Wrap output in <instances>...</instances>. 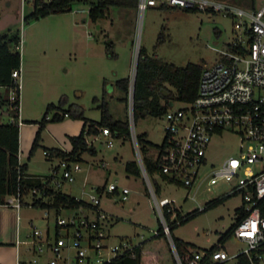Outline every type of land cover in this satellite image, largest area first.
<instances>
[{"label":"rangeland","instance_id":"rangeland-1","mask_svg":"<svg viewBox=\"0 0 264 264\" xmlns=\"http://www.w3.org/2000/svg\"><path fill=\"white\" fill-rule=\"evenodd\" d=\"M33 1L25 0L22 5V0H0V27L9 24L13 30H21L20 115L25 137L31 135V129L39 126L37 122L25 120H40L47 105L59 103L61 98L64 100L62 108L78 104L87 117L96 120L101 118L102 105L107 103L115 118H128L130 122V89L135 76L136 54L141 46L149 54L178 65L196 62L210 66L220 59V53L214 48H226L237 32L234 27L236 18L222 11L150 6L140 15L137 6L110 4L106 14L94 21L88 13L89 4L80 1H74L71 10L24 22V15L33 10ZM222 1L242 7H249L251 2ZM261 3L262 0H255V5ZM216 29L221 30L220 35ZM162 33L165 40L159 42ZM126 77L130 80L128 103L122 100L126 93L117 84L119 79ZM0 92V112H4L0 114L3 115L0 120L8 121L15 110L10 103L2 105L1 98H10L14 88H1ZM181 104L176 99L175 107ZM55 110L49 112V117ZM82 124L83 120L76 116L47 122L40 146L34 154L29 152L31 144L23 147L21 158L27 165V172L53 177V169L60 159L47 157L44 150L50 147L70 149L67 135L78 134ZM165 125L164 115H148L136 120L135 130L137 134L146 132L150 140L160 144L164 139ZM87 138L95 145L97 153L86 151L82 160L71 164L74 181L63 179L64 168L61 166L55 174L61 185L56 186L52 182L51 186L90 202L92 194L99 197L100 206L112 216L104 225V231L111 235L112 242H118L121 237L130 238L135 244L149 239L158 229V213L153 197L146 191L144 174L136 176L125 170L126 162L137 158L131 135L111 138L113 146L108 145L110 138L100 132ZM240 142V137L230 132L216 136L208 150L209 161L218 164L229 155L237 154ZM158 180L162 185L158 197L174 198L184 213L202 208L206 201L229 190L222 183L208 187L205 183L198 186L197 182L187 188ZM110 182L129 187L128 199L123 201L118 192L98 191V187ZM37 197L48 199L41 193H37ZM32 199L31 193L23 196L20 212L23 238L32 230L31 222L42 232L49 226L53 233L57 216L66 218L80 212L75 208H63L58 212L55 208L34 206ZM240 204L241 196L233 194L219 206L178 225L173 234L199 248H210L233 225L235 208ZM88 213L94 215L91 211ZM242 245L234 236L226 241V248L231 252ZM24 247L22 245V250Z\"/></svg>","mask_w":264,"mask_h":264},{"label":"built area","instance_id":"built-area-1","mask_svg":"<svg viewBox=\"0 0 264 264\" xmlns=\"http://www.w3.org/2000/svg\"><path fill=\"white\" fill-rule=\"evenodd\" d=\"M25 0H22L24 5ZM176 6L193 10L222 11L233 15L236 20L235 37L224 49H216L220 59L204 66L197 96L192 101H182L175 107L173 100L163 114L166 119L164 139L156 155L161 152L159 172L156 179L165 183L191 188L198 182L208 187L226 184V195L238 194L241 204L235 208V221L231 236L243 245L229 251L225 242H217V248H189L183 255L173 241L171 223L179 222L178 211L185 214L174 198L158 197L153 182L147 173L140 145L137 140L133 118V86L130 89L129 113L131 139L141 166L149 194L153 197L158 219L167 235L178 264H264V212L261 202L264 198V0L255 6L242 7L222 0H138L140 15L148 7ZM139 52L136 54V61ZM21 94V67L12 72ZM17 93L9 98L10 104L17 99ZM21 96V95H20ZM12 105V104H11ZM69 116L65 113V117ZM100 134L108 136V145L113 146V133L109 126H101ZM230 132L240 137L237 154H231L218 164L210 162L208 150L212 140ZM47 157H56L60 163L53 169V177L33 175L47 183L61 185L55 174L62 166L63 179L74 181L70 160L52 155L44 150ZM159 156V155H158ZM80 168L79 166H76ZM160 188L161 182L158 180ZM108 192H118L123 201L128 199L130 188L110 182L105 185ZM28 193L46 196L45 190L31 188ZM21 191L7 198L8 204L20 208L23 203ZM91 202L99 205L101 200L91 195ZM31 203V204H32ZM68 217L57 216L55 231L50 227L42 232L32 225L26 238L17 239V245H25L19 251L18 264H102L118 254L132 249L135 243L121 237L112 242L104 231L105 223L112 219L110 213L83 205L75 207ZM91 211V213L86 212ZM239 218V220H238ZM158 230H155L157 233Z\"/></svg>","mask_w":264,"mask_h":264},{"label":"trees","instance_id":"trees-1","mask_svg":"<svg viewBox=\"0 0 264 264\" xmlns=\"http://www.w3.org/2000/svg\"><path fill=\"white\" fill-rule=\"evenodd\" d=\"M74 1L89 4L88 13L94 21L106 14L110 4L137 6L138 2V0H34L33 10L29 14L24 15L23 20L24 22H29L32 19H39L51 13L71 10V5ZM249 6H255V0H251ZM216 33L220 35L221 30L216 29ZM164 40L165 35L162 33L159 36V42ZM20 42V29L13 30L10 28L0 33V86L14 88L18 95L16 101L11 103L15 110L12 118L7 122L0 123V204H8L7 198L10 195H16L19 190L22 195H25L31 188L36 187L45 190L48 199H35L32 203L34 206L55 208L59 212L63 208H75L83 205L99 211V205H94L90 201L57 190L50 183L45 184L39 177H31L35 174L28 173L26 163H21L20 161V90L17 81L12 76L13 70L20 68L22 63V55L19 48ZM203 67L201 63L196 62L178 65L161 57L149 54L146 48L141 46L133 86L134 122L136 123L138 118L148 115H163L173 100L192 101L197 96ZM129 82V77L121 78L117 81V84L126 93L122 98L126 103H128ZM63 102L64 100L61 98L59 103H49L40 120H25V122H37L39 125L29 151L31 155L40 146L42 132L47 122L50 120H62L65 117V113H68L69 116L81 118L83 120L82 128L78 134L67 135L72 146L70 150H65L60 147L45 149L51 151L52 155L78 161L82 160V155L86 151L96 154L97 148L93 143L88 141L87 137L100 132L99 128L101 126H109L114 137L126 138L131 135L129 119L115 118L107 103L102 105L101 118L96 120L87 117L84 114L83 108L78 104H70L68 108H62ZM61 108L62 111L60 110ZM53 109L56 110L49 117V112ZM137 140L143 155L145 169L153 182L156 192L159 193L161 192V188L155 174L159 172L161 152H159V156L156 153L158 148L162 146L150 140L146 132L138 133ZM125 170L128 174L136 176H142L143 174L137 159L128 160L125 164ZM104 187L105 185L97 189L101 191ZM146 191L149 194L147 185ZM232 195L224 194L212 198L206 201L202 208H194L185 214L178 211L179 222L173 221L171 223V234L178 252L181 255L189 248L199 247L175 236L173 229L195 218L200 213L219 206ZM261 208L264 212V198L261 202ZM236 222L233 223L229 230L221 234L218 239L219 242H225L229 239ZM157 230L158 232L154 233L149 239H144L134 244L132 249L116 255L110 261L102 264H178L160 221ZM154 240L156 241L154 242ZM217 247L218 245L214 244L207 249L212 251Z\"/></svg>","mask_w":264,"mask_h":264},{"label":"crops","instance_id":"crops-1","mask_svg":"<svg viewBox=\"0 0 264 264\" xmlns=\"http://www.w3.org/2000/svg\"><path fill=\"white\" fill-rule=\"evenodd\" d=\"M10 28H12V26L9 24L1 26L0 27V33H3ZM21 71L23 73L22 63H21ZM1 88H8V87L7 86H0V89ZM8 99H9L8 97H6L5 99L2 97L1 98V104L3 105V104L10 103L8 101ZM20 101H21V97H20ZM3 113L4 112H2V111L0 112V114H3ZM2 116L3 115L0 116V119ZM4 122H7V121L0 120V123H4ZM22 122H23V118L21 119V115H20V161H21V163H23L22 158H21V154L23 152V147L25 145H28V144L32 145L35 133L38 129V128H35L34 130L31 129L32 130L31 135H29V137H28V134H27L25 137L24 131H23L24 124H22ZM24 138H25V140H24ZM70 145H71V143H70ZM71 147H70V149H71ZM70 149H68V150H70ZM30 174H32V173H30ZM104 188L102 189V191H104ZM109 193H111V192H109ZM21 208H22V206L20 208H17L13 204H0V264H18V254H19V251L22 250V246L17 245V239L22 237L21 214H20ZM99 210L108 212L102 206H100V204H99ZM109 236L111 238L110 234H109ZM226 241L224 243L225 246H226Z\"/></svg>","mask_w":264,"mask_h":264},{"label":"water","instance_id":"water-1","mask_svg":"<svg viewBox=\"0 0 264 264\" xmlns=\"http://www.w3.org/2000/svg\"><path fill=\"white\" fill-rule=\"evenodd\" d=\"M137 60H138V57H137ZM136 68H137V61H136V66H135V76H136ZM135 76H134V79H133V83H134V80H135Z\"/></svg>","mask_w":264,"mask_h":264}]
</instances>
